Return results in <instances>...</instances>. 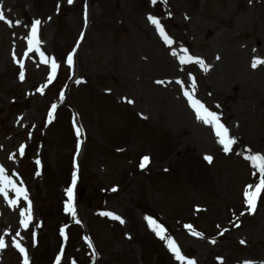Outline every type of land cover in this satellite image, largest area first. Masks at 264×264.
Here are the masks:
<instances>
[{
    "label": "rangeland",
    "instance_id": "rangeland-1",
    "mask_svg": "<svg viewBox=\"0 0 264 264\" xmlns=\"http://www.w3.org/2000/svg\"><path fill=\"white\" fill-rule=\"evenodd\" d=\"M0 11V165L27 189L32 215L25 228L28 202L5 198L0 264H24L14 240L29 264H264V190L252 211L243 195L261 179L246 157L264 155V64L251 67L264 59V0H0ZM34 20L43 57L29 51ZM185 91L218 114L230 151L186 139L173 122ZM74 173L75 217L65 211Z\"/></svg>",
    "mask_w": 264,
    "mask_h": 264
},
{
    "label": "snow or ice",
    "instance_id": "snow-or-ice-1",
    "mask_svg": "<svg viewBox=\"0 0 264 264\" xmlns=\"http://www.w3.org/2000/svg\"><path fill=\"white\" fill-rule=\"evenodd\" d=\"M67 2L69 4H71L73 2V0H67ZM152 2L156 3V0H152ZM86 17H87V12L85 11V18ZM4 18L5 17H4L3 12L0 11V20H3ZM148 19L160 31V33L164 37L165 41L168 44H171L172 40L165 33L164 28L161 25L159 19L157 17L151 16V15H149ZM8 23L11 24L12 22L8 21ZM16 23L19 24L20 21L17 20ZM40 23H41L40 20H34L32 22L31 32L27 36V42H28V46H29V51H32V49L35 48V50L37 52H40V55L43 57L44 53L40 51V47H39L40 40H39L38 26ZM184 52L187 53V50L185 49ZM173 55H176V53L173 52ZM193 60L195 62L199 63L201 65V67H203L205 69V71H207V68L209 66L204 63L202 58L196 57V56H191V55L180 56L181 63H186V62H190ZM45 62L47 63V60H45ZM67 62L69 65H71L73 63L72 54L68 55ZM260 64H264V59H261L259 57H255V58H253L251 67L256 68ZM21 67H23L22 64H21ZM57 67L58 66H57V63L55 62V60H52L51 70H52L53 76H55V73L57 71ZM20 79L21 80L24 79V72L22 70L20 72ZM79 82L80 81H77V83H79ZM178 83H181V82L178 81ZM194 86H195V84L193 82V87ZM40 91H43V89L41 88ZM184 95L188 98L193 109L195 110L197 118L201 119L206 124L214 125L216 136L219 138L220 144L223 145V150L225 152L230 151L231 145L235 143V138L229 136V134H228L229 130L224 126V124H222L220 122L218 114L216 112L210 111L200 100L195 99L193 94L190 91H185ZM128 103H132V101L129 100ZM55 108H56V105L53 104L52 109L54 110ZM51 117H52V113L50 112L49 113V119H51ZM77 134L78 135L80 134V129H77ZM24 148H25L24 145L20 146V148H19L20 155L24 154ZM149 159L150 158L147 155H145L143 157V162L141 163L140 166L144 167L145 164L147 162H149ZM205 159L208 161H211L212 157L211 156H205ZM246 159L252 161L253 165L259 168V172L261 174L260 182L258 184L247 186L246 190L243 193V195L245 197V202L249 205V211H252L256 207V202H257V199L259 198L261 191L264 190V155L257 152L253 155L247 156ZM37 163L39 164V160H37ZM75 185H76V175L74 173L73 179H72V186L68 187L66 189L68 199L65 202V211L70 213L73 217L76 216V210H75L74 202H73L74 201L73 189H74ZM9 190H11L15 193V197H16L15 199L9 198ZM0 194H2L8 200V203L12 206L17 205L20 197H23V199L28 202V206L26 208L21 209V211H20V215L22 217V219L20 220V224L23 225L25 228H27L29 226V223L32 220L31 201L28 200L27 189L25 187H23L22 185H18L16 182H14V180L8 174H6V171H5V168L3 165H0ZM101 214L105 215V216H110L116 220H120L121 223H123L122 218L113 212H103ZM147 219H148L149 225L153 228V230L156 232V234L158 236H161V238H164L163 226L160 224H157L156 221L152 219V217H147ZM76 222L79 223L80 221L77 220ZM187 227L191 228L190 225ZM61 233H62V235L64 234L63 229H61ZM17 235H19V234L17 233ZM193 235H201V233H197L194 231ZM85 239H88V238L85 237ZM13 242L15 243V246L19 249V251L24 254V264H29L26 249L18 241L14 240ZM241 243H243V241H241ZM89 246H91V241H89ZM4 247H6V241H5L3 236H0V249H3ZM168 247L176 254V258L178 260H184L185 259V257L183 255H181L180 249L177 246L176 242L173 239H171L170 237L168 238ZM57 264H59V257H57ZM187 264H195V262L192 260H188ZM245 264H251V262L246 261Z\"/></svg>",
    "mask_w": 264,
    "mask_h": 264
},
{
    "label": "bare ground",
    "instance_id": "bare-ground-1",
    "mask_svg": "<svg viewBox=\"0 0 264 264\" xmlns=\"http://www.w3.org/2000/svg\"><path fill=\"white\" fill-rule=\"evenodd\" d=\"M151 62L158 63L157 59L150 57ZM234 62L239 67L241 64L240 56L238 54L234 57ZM159 64V63H158ZM260 71V70H259ZM257 71V73L259 72ZM261 81L264 80V73L262 72ZM231 75H228V77ZM174 86L176 83L172 80ZM174 111V112H173ZM173 114H170L174 123L177 124L178 128L182 131L186 139L194 140L198 139L202 146L216 148L219 146V138L216 136V133L213 132L212 128L204 123L201 119H198L196 112L189 105V102L184 96L179 97L175 103L174 110L172 109ZM198 120L200 124L193 125L189 121ZM5 197L0 194V207L4 206Z\"/></svg>",
    "mask_w": 264,
    "mask_h": 264
}]
</instances>
